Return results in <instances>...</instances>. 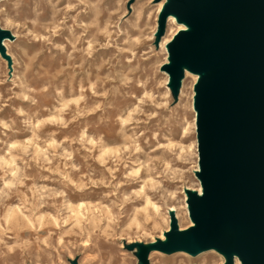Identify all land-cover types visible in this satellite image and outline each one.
<instances>
[{"label":"rangeland","instance_id":"obj_1","mask_svg":"<svg viewBox=\"0 0 264 264\" xmlns=\"http://www.w3.org/2000/svg\"><path fill=\"white\" fill-rule=\"evenodd\" d=\"M36 1H0V264H235L158 251L200 183L195 83L162 66L180 26L162 0Z\"/></svg>","mask_w":264,"mask_h":264},{"label":"water","instance_id":"obj_2","mask_svg":"<svg viewBox=\"0 0 264 264\" xmlns=\"http://www.w3.org/2000/svg\"><path fill=\"white\" fill-rule=\"evenodd\" d=\"M178 12L197 28L173 45L175 82L189 60L210 70L199 82L197 138L201 200L194 198L197 229L180 233L173 218V251L216 246L236 250L245 264H264V0H177ZM6 31L0 30V49Z\"/></svg>","mask_w":264,"mask_h":264},{"label":"bare ground","instance_id":"obj_3","mask_svg":"<svg viewBox=\"0 0 264 264\" xmlns=\"http://www.w3.org/2000/svg\"><path fill=\"white\" fill-rule=\"evenodd\" d=\"M1 1V0H0ZM177 0H162L160 6H159V16L161 18V16L166 12L167 9H170L172 6H174L176 4ZM35 5L38 8H42V2L41 1H36ZM169 16V22L175 23V24H179L180 26L178 27L177 32L173 35V37L171 39H166L164 41V43L162 44V49L164 51H166L169 55L168 57V61L166 63H163L162 66H168V65H172L175 62V58H171V54L173 53V45L176 41V39L183 33H193L195 31H197V28L190 24L189 21L187 19H185L182 14L178 13V12H170L168 13ZM21 17V16H20ZM44 16H39L37 15V18L40 20V18L42 19ZM0 30L1 31H7L3 26H1L0 24ZM92 31L90 30V33ZM126 33V32H125ZM93 41V40H91ZM1 44L3 46L7 47V42H4V40H1ZM143 42L137 41V42H132L130 43V46L132 48V51L134 52V55L137 56V54L135 53V51L140 50L142 48ZM0 55H1V51H0ZM181 70L184 73V78L187 79L188 77H192L194 79V95H193V99H194V107H195V114H194V126H197V120H198V110L196 108V103H197V98L199 96V92L197 91V86L199 84V82L201 81V79H203L205 76L210 74V70H204L202 68H193L191 66V63L189 60H187L182 66H181ZM168 75H173V73H169ZM181 77L179 78L180 81ZM83 84V82H82ZM184 84V81H183ZM196 145L198 147V138L196 140ZM200 175H201V170H200V165L198 166L197 170H195V177L199 180V188L197 190H194L193 188L188 189V191H186L185 193V197H184V206L186 209V213L187 216L189 218V226L188 228H184L181 224V221L179 220V215L178 213H176V209L175 207H169L167 210L168 216H169V228L167 230V232L165 234H163L164 236V245H168L171 243V239L169 238V233L172 230V222H173V218L176 219L177 222V227L180 233H186L190 230L193 229H197V224L195 223V221L193 220L192 217V206L190 204L191 200L194 198H197L198 200H201L204 197V189H203V185L202 182L200 180ZM178 219V220H177ZM214 248L213 250L215 251L216 254H218L221 258H225L226 255L228 254L227 252H225L224 250L216 247V246H210L207 248H203L200 250H197L195 252H192L190 250L184 249V248H177L176 250L173 251H169V250H165L163 248H159L158 251L160 253L163 254H168V253H183L185 255H187L188 259H192V257H196L198 255H201L203 252L207 249H211ZM233 253L237 254V261L235 264H245L240 256V254L236 251L233 250ZM200 260H202L203 264H207L210 262L208 257L205 258H200ZM215 264V263H214ZM220 264H227L224 261L221 262Z\"/></svg>","mask_w":264,"mask_h":264}]
</instances>
